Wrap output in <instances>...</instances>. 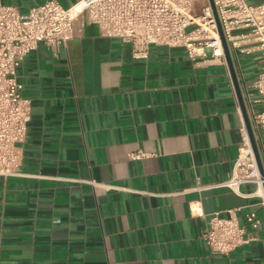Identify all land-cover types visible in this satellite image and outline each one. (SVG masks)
I'll return each instance as SVG.
<instances>
[{
    "label": "crops",
    "instance_id": "1",
    "mask_svg": "<svg viewBox=\"0 0 264 264\" xmlns=\"http://www.w3.org/2000/svg\"><path fill=\"white\" fill-rule=\"evenodd\" d=\"M46 1L0 4L27 14ZM247 33L229 50L248 113L264 51ZM134 55L81 17L65 45L26 57L18 80L31 121L22 175L0 178V264H264V191L219 186L245 125L226 59L163 46ZM254 136L264 171V132ZM216 213L261 224L247 227V245L216 254L203 241Z\"/></svg>",
    "mask_w": 264,
    "mask_h": 264
},
{
    "label": "built area",
    "instance_id": "2",
    "mask_svg": "<svg viewBox=\"0 0 264 264\" xmlns=\"http://www.w3.org/2000/svg\"><path fill=\"white\" fill-rule=\"evenodd\" d=\"M218 21L229 44L236 45L235 32L246 30L264 51V2L213 0ZM85 17L103 37L120 39L135 48V58H146L151 46L184 49L192 61L225 56L217 21L209 0H80L64 7L57 0L23 14L18 6L0 4V178L22 175L23 151L31 121V103L23 95L18 73L25 59L43 44L58 49L73 38L74 24ZM256 99L248 98V115L254 133L264 132V70L253 83ZM256 106H259L257 109ZM145 154L136 153L139 160ZM255 183L264 191L246 125L231 177L219 186L240 194V187ZM264 199V198H263ZM264 207V201H263ZM246 226L233 218L212 215L203 241L216 254L229 255L247 245L252 237L247 227L257 230L256 213L245 216Z\"/></svg>",
    "mask_w": 264,
    "mask_h": 264
},
{
    "label": "water",
    "instance_id": "3",
    "mask_svg": "<svg viewBox=\"0 0 264 264\" xmlns=\"http://www.w3.org/2000/svg\"><path fill=\"white\" fill-rule=\"evenodd\" d=\"M209 1H210V4H211V7L213 9L216 21H217V26H218V31H219L221 43H222L224 56H225V59L227 61V65L229 67V70H230V73H231V76H232V79H233V83H234V86H235V90H236V93H237V96H238V99H239L240 107H241V110H242V113H243V116H244L245 125H246V128H247V132H248V135H249L250 143H251V146H252V149H253V152H254V156H255V159H256V162H257L259 173H260V176L264 179V171H263V167H262V163H261V157H260L259 150H258V147H257V143H256V140H255V136H254V132H253V129H252V125H251V122H250V119H249V116H248V113H247V110H246V106H245V103H244V100H243V97H242L241 89H240V86H239V83H238V80H237L236 72H235V69H234V65H233L231 54H230V50H229V45H228V43H227V41L225 39V36H224L223 31L221 29L220 23L218 21V15H217V12H216V8L214 6V2H213V0H209Z\"/></svg>",
    "mask_w": 264,
    "mask_h": 264
},
{
    "label": "rangeland",
    "instance_id": "4",
    "mask_svg": "<svg viewBox=\"0 0 264 264\" xmlns=\"http://www.w3.org/2000/svg\"><path fill=\"white\" fill-rule=\"evenodd\" d=\"M249 3L252 4V5L260 4V3H254V2H251V1H249Z\"/></svg>",
    "mask_w": 264,
    "mask_h": 264
}]
</instances>
